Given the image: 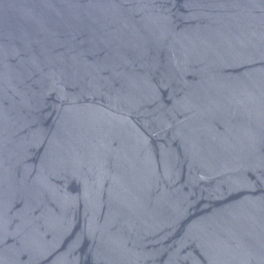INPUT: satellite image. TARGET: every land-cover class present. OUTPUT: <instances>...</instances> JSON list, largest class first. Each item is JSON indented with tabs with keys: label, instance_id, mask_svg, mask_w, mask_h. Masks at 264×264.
Returning a JSON list of instances; mask_svg holds the SVG:
<instances>
[{
	"label": "water",
	"instance_id": "water-1",
	"mask_svg": "<svg viewBox=\"0 0 264 264\" xmlns=\"http://www.w3.org/2000/svg\"><path fill=\"white\" fill-rule=\"evenodd\" d=\"M0 264H264V0H0Z\"/></svg>",
	"mask_w": 264,
	"mask_h": 264
}]
</instances>
